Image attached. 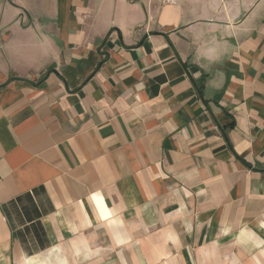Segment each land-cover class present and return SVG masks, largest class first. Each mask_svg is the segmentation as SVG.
<instances>
[{
	"label": "crops",
	"instance_id": "0c3cea01",
	"mask_svg": "<svg viewBox=\"0 0 264 264\" xmlns=\"http://www.w3.org/2000/svg\"><path fill=\"white\" fill-rule=\"evenodd\" d=\"M0 264H264V0H0Z\"/></svg>",
	"mask_w": 264,
	"mask_h": 264
}]
</instances>
